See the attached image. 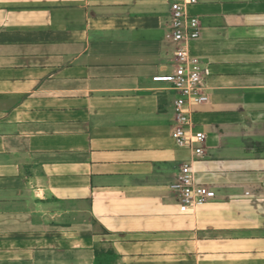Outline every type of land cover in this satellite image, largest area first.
<instances>
[{"label": "crops", "instance_id": "1", "mask_svg": "<svg viewBox=\"0 0 264 264\" xmlns=\"http://www.w3.org/2000/svg\"><path fill=\"white\" fill-rule=\"evenodd\" d=\"M168 0H0V264H264V0H197L208 99L171 137ZM184 162L215 191L185 206Z\"/></svg>", "mask_w": 264, "mask_h": 264}, {"label": "built area", "instance_id": "2", "mask_svg": "<svg viewBox=\"0 0 264 264\" xmlns=\"http://www.w3.org/2000/svg\"><path fill=\"white\" fill-rule=\"evenodd\" d=\"M168 3V37L177 46L175 67L172 72L156 75L153 79L169 83L176 92L173 100L175 126L171 137L179 146L189 147L195 155L203 156L206 135L191 130L190 115L192 106L208 99L207 86L201 60L190 55L186 48L187 42L200 36V19L191 11L197 0H168ZM169 188L178 193L180 203L185 206L204 204L215 196L214 190L198 183L190 162L181 165L177 178L169 184Z\"/></svg>", "mask_w": 264, "mask_h": 264}]
</instances>
